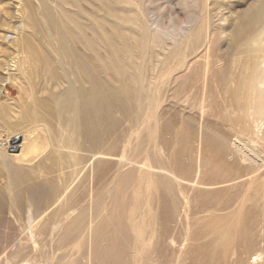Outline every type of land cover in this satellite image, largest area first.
Instances as JSON below:
<instances>
[{
  "label": "rangeland",
  "instance_id": "1",
  "mask_svg": "<svg viewBox=\"0 0 264 264\" xmlns=\"http://www.w3.org/2000/svg\"><path fill=\"white\" fill-rule=\"evenodd\" d=\"M263 5L0 0V264H264Z\"/></svg>",
  "mask_w": 264,
  "mask_h": 264
},
{
  "label": "bare ground",
  "instance_id": "2",
  "mask_svg": "<svg viewBox=\"0 0 264 264\" xmlns=\"http://www.w3.org/2000/svg\"><path fill=\"white\" fill-rule=\"evenodd\" d=\"M264 6V5H263ZM260 63L264 64V54L261 57ZM82 64V63H81ZM96 74V72L94 73ZM94 78V76L92 75ZM95 78L93 79V81ZM262 83L264 84V75L262 77ZM94 89H92L91 97L90 99H86L85 96H83L80 104V108L78 111V117L80 119V122L89 123L88 128H84L81 133L84 137V139L88 142H95V139L97 138V133H98V128H97V118H98V108H97V103H98V91H97V85L93 82ZM260 122V121H259ZM259 122H256L255 127L258 126ZM15 141V139L12 141V143ZM15 143V142H14ZM34 145V144H33ZM20 147L23 148L25 147V142L20 144ZM35 155L36 152H35ZM37 157V156H36ZM23 158H26L23 156ZM25 196L24 199H22V196ZM27 197V198H26ZM18 202L16 204L20 205H32L34 210L32 211V214L28 217V222L32 223L38 216L41 214V210L39 207H41L44 199L40 196V190L38 187H36L34 184L27 185L25 187H22L18 193H17V198L15 199L14 202ZM35 205V207H34ZM19 209L24 208L25 206H16ZM59 212V211H57ZM96 213V212H95ZM50 219L45 218L40 221L39 228H47V225L49 224ZM31 235L34 237L35 235L31 233Z\"/></svg>",
  "mask_w": 264,
  "mask_h": 264
}]
</instances>
